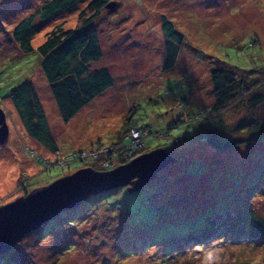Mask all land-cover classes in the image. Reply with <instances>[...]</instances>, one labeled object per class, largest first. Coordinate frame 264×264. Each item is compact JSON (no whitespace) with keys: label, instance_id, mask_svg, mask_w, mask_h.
I'll use <instances>...</instances> for the list:
<instances>
[{"label":"rangeland","instance_id":"rangeland-1","mask_svg":"<svg viewBox=\"0 0 264 264\" xmlns=\"http://www.w3.org/2000/svg\"><path fill=\"white\" fill-rule=\"evenodd\" d=\"M45 1L0 0V109L10 131L0 146V207L81 169L111 171L127 164L128 155L163 148L176 162L135 194L119 188L62 213L0 255V264H264V242L255 241L247 225L253 214L264 220V175L258 172L264 169V0H122L104 11L94 23L103 59L92 67L108 68L114 84L68 124L40 58L25 56L10 38L14 26ZM90 1L40 30L34 48L59 25L75 28ZM163 18L185 39L168 71ZM216 67L241 71L248 90H234L237 103L217 110L211 81ZM28 79L43 104L56 155L28 135L8 98ZM257 95L263 101L253 104ZM134 123L151 126L155 140L148 135L123 147L119 141ZM212 124L241 145L226 152L210 148ZM175 139L181 141L167 145ZM212 192L220 197L212 201ZM148 199L151 206L144 204ZM219 199L235 207L221 212ZM155 218L156 231L190 218H200L206 229L197 232L199 241L185 236V246L165 251V243H151L156 234L147 225Z\"/></svg>","mask_w":264,"mask_h":264},{"label":"trees","instance_id":"trees-1","mask_svg":"<svg viewBox=\"0 0 264 264\" xmlns=\"http://www.w3.org/2000/svg\"><path fill=\"white\" fill-rule=\"evenodd\" d=\"M86 1L88 0H46L40 9L16 24L10 34L12 42L22 54L25 56L35 54L40 58L41 70L59 109L62 121L65 124H68L84 107L92 103L99 95L113 87V77L108 68L92 67V65L103 59V51L98 33L94 28V23L101 17L104 11L110 9L108 8L110 4L115 3L119 5L122 0H91L86 9L79 14L78 23L75 28L65 29L62 25H59L46 35L45 41L37 48H34L33 42L35 35L40 30L50 25L59 16L75 10L80 3ZM162 22V29L166 38V62L164 69L168 71L176 65L180 54V46L183 45L185 39L166 18H163ZM212 71L211 81L216 96L214 106L216 110L218 108L225 109L231 104L237 103L239 99L237 100L234 90L240 91L243 94L248 92L247 88H245L247 77L242 76L241 71H232L223 67H216ZM0 75H2V71ZM8 98L12 101L15 110L18 112L28 135L41 145L48 147L55 155L58 154L59 149L48 125L47 116L34 82L28 79L17 87L10 89ZM262 101V97L258 95L251 99L253 104H259ZM212 111L213 108H211L210 112ZM195 119H191V123H194ZM212 126H216L214 128L215 131L212 134L206 135V144L210 148L218 152H226L241 145L242 141L223 136L220 124H212ZM134 129H141L142 131L150 129V134H155L151 126H139L137 123L129 124L123 137H121V141H119L123 147L131 142V139H126V137H131L128 133ZM165 135L170 136L168 131ZM153 139L155 140V137ZM174 141L170 144L167 141L166 143L172 146L181 140L175 139ZM145 144L146 140L142 147H145ZM144 149L146 150L147 148L145 147ZM71 157L74 159L77 156H69V158ZM127 158L125 162L129 163L133 160L129 155ZM122 164L124 165L121 162L119 166ZM258 172L264 175L263 168H260ZM127 190L130 194H135L131 193L128 188ZM212 193V201L216 197H220L218 194H215L216 192ZM245 196L242 197V200L246 198ZM144 204L151 206L149 199ZM220 205L225 206L221 212L224 209L230 211L235 207L231 206V204L228 207L223 199L218 200L217 206ZM121 208L123 209L122 211L126 210L124 206ZM222 215L224 214L222 213ZM212 217L213 219L216 218L215 215H212ZM156 220L157 218L149 223L150 225H147L143 221L138 222L144 223L149 229L153 228L152 230L156 234V238L151 243H154L155 246L165 243V251L175 250L176 246L179 249L183 245L185 246V243L181 240L185 236L188 240L193 237L195 241H199L200 235L197 236V232L200 234L206 229L204 228L205 224L200 222V218H196L195 220H191L190 218L174 225H169L168 223L162 226L164 228L163 231H156L158 228ZM247 221V225L249 226L248 231H250L252 238L255 241L264 242V220L257 218L253 214L247 218ZM175 228L177 232L174 231Z\"/></svg>","mask_w":264,"mask_h":264},{"label":"water","instance_id":"water-1","mask_svg":"<svg viewBox=\"0 0 264 264\" xmlns=\"http://www.w3.org/2000/svg\"><path fill=\"white\" fill-rule=\"evenodd\" d=\"M117 6L112 3L108 8L115 9ZM9 134L7 115L0 109V146L8 143ZM175 162L176 159L167 150L156 149L111 171L81 169L0 207V255L10 252L27 235L93 196L123 187H127L131 193L141 191Z\"/></svg>","mask_w":264,"mask_h":264},{"label":"built area","instance_id":"built-area-1","mask_svg":"<svg viewBox=\"0 0 264 264\" xmlns=\"http://www.w3.org/2000/svg\"><path fill=\"white\" fill-rule=\"evenodd\" d=\"M150 129H146V130H144V131H142L141 129H134V130H132L131 131V137H126V139H131V142L130 143H132V142H134L136 139H138V138H141V140H143L146 136H148V135H152V134H150ZM156 135V133L155 134H153L152 136L153 137H156L155 136ZM151 136V137H152ZM130 143H128L127 145H129ZM139 144V143H138ZM126 146V145H125ZM141 146V144H139V147ZM142 146H143V143H142ZM138 147V146H137ZM138 147V148H139ZM70 159V158H69Z\"/></svg>","mask_w":264,"mask_h":264}]
</instances>
